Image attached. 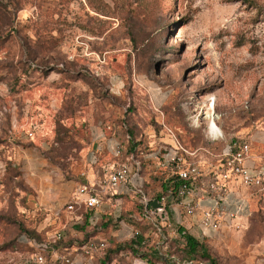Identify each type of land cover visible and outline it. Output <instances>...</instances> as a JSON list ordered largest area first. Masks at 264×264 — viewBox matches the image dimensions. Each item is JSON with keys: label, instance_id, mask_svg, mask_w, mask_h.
<instances>
[{"label": "rangeland", "instance_id": "rangeland-1", "mask_svg": "<svg viewBox=\"0 0 264 264\" xmlns=\"http://www.w3.org/2000/svg\"><path fill=\"white\" fill-rule=\"evenodd\" d=\"M166 128L217 154L248 140L261 162L264 0H0V264H25L26 230L81 242L66 205L92 153L171 142ZM259 191L249 219L204 241L216 264H264Z\"/></svg>", "mask_w": 264, "mask_h": 264}, {"label": "built area", "instance_id": "built-area-1", "mask_svg": "<svg viewBox=\"0 0 264 264\" xmlns=\"http://www.w3.org/2000/svg\"><path fill=\"white\" fill-rule=\"evenodd\" d=\"M166 129L171 142L139 144L127 152L114 142L109 148L112 157L105 162L99 151L92 153L90 163L98 167L91 176L83 173L66 205V222L82 225L88 219L94 227L111 220L108 232L76 240L64 249L56 244L67 240L66 229L48 235L47 240L22 233L17 243L30 249L25 264H102L109 249L120 243L133 245L140 255L155 251L166 260L167 251L184 247L172 242L185 235L204 244L249 219V192L264 190V161L251 157L249 141L234 140L217 154L211 144L193 147ZM221 137V132L210 131L207 139L214 143ZM150 171L165 175L159 190L149 186ZM194 228L199 234L192 232ZM140 255L125 250L107 264H152ZM170 258L178 264H211L195 254Z\"/></svg>", "mask_w": 264, "mask_h": 264}, {"label": "trees", "instance_id": "trees-1", "mask_svg": "<svg viewBox=\"0 0 264 264\" xmlns=\"http://www.w3.org/2000/svg\"><path fill=\"white\" fill-rule=\"evenodd\" d=\"M132 136V135H131ZM130 136V139H128L129 146L126 147L125 152L130 151L133 149L134 146L141 144V142L137 141L135 139V136ZM191 146V145H190ZM194 147V146H193ZM212 149L215 151L214 145L211 146ZM260 192V197L263 198L264 200V190L259 191ZM113 222L111 220L105 222V221H100L96 226L91 227L90 223L88 222V219L84 222V224L80 225V229L83 231L82 239L88 238L92 234H96L100 231L108 232L110 227L112 226ZM26 233H28L31 236L37 237L38 239H41L42 231L40 230L39 232H33V231H28L26 230ZM138 241L137 243H139ZM73 242H71L69 239L65 241H61L56 246L61 245L62 249L67 248L72 245ZM184 244V247L177 246L174 251H167L168 258L165 260V258L161 255H158L155 251L145 253V254H139L138 251H135V247L129 243H120L117 244L116 247L110 248L109 251L107 252V256L105 260L103 261L102 264H107L109 263L113 258L118 256V254L122 251L125 250H132V252L136 255H140L141 257L147 259L149 262L152 264H159V262H165L164 264H178L176 260L173 258H170L172 255L178 256L180 258H185L188 257L192 254H195L199 258L203 260L210 261L211 264H216L213 258L208 254V251H212L213 247H209L203 243H200L197 241L192 235H185L183 239L181 240H175L172 242V246H175L177 244ZM134 244V242H133ZM181 249H184L185 251H180Z\"/></svg>", "mask_w": 264, "mask_h": 264}, {"label": "crops", "instance_id": "crops-1", "mask_svg": "<svg viewBox=\"0 0 264 264\" xmlns=\"http://www.w3.org/2000/svg\"><path fill=\"white\" fill-rule=\"evenodd\" d=\"M259 143L260 144V147H261V156L259 157L262 161H264V131L262 132V135L259 137ZM198 229L197 228H194L192 229V232L196 233V234H199L198 233Z\"/></svg>", "mask_w": 264, "mask_h": 264}, {"label": "bare ground", "instance_id": "bare-ground-1", "mask_svg": "<svg viewBox=\"0 0 264 264\" xmlns=\"http://www.w3.org/2000/svg\"><path fill=\"white\" fill-rule=\"evenodd\" d=\"M208 117L211 119V129L216 132L218 129H217V125L214 121L213 114L210 113V115H208Z\"/></svg>", "mask_w": 264, "mask_h": 264}, {"label": "water", "instance_id": "water-1", "mask_svg": "<svg viewBox=\"0 0 264 264\" xmlns=\"http://www.w3.org/2000/svg\"><path fill=\"white\" fill-rule=\"evenodd\" d=\"M154 205L156 206V205H157V203H154Z\"/></svg>", "mask_w": 264, "mask_h": 264}]
</instances>
